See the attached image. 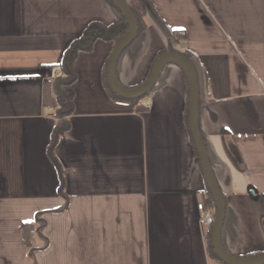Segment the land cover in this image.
<instances>
[{
  "label": "crops",
  "instance_id": "1",
  "mask_svg": "<svg viewBox=\"0 0 264 264\" xmlns=\"http://www.w3.org/2000/svg\"><path fill=\"white\" fill-rule=\"evenodd\" d=\"M121 1L145 26L116 61L118 84L138 87L169 51L186 56L224 204L220 245L264 256V0ZM121 21L106 0H0V264H226L209 254L213 223L196 209L215 217L178 65L164 64L139 112L106 90L115 45L97 39L76 54L72 111L58 114L53 72L64 51L88 23ZM60 121L61 191L48 155Z\"/></svg>",
  "mask_w": 264,
  "mask_h": 264
},
{
  "label": "water",
  "instance_id": "2",
  "mask_svg": "<svg viewBox=\"0 0 264 264\" xmlns=\"http://www.w3.org/2000/svg\"><path fill=\"white\" fill-rule=\"evenodd\" d=\"M114 7L122 14L125 18V24L129 30L127 34L113 47L112 52L107 61V80L112 88L113 92L117 95L126 99L139 98L145 95L155 84V81L166 63H174L178 65L184 72L188 84H189V121H190V132L193 139L194 145L197 149L199 161L201 164L202 171L204 173L208 187L212 193L215 202V220L211 228V245L214 249L215 254L221 261L226 264H264V256L256 258L241 259L236 258L226 253L220 245L219 233L224 217V204L220 194V191L216 185L210 165L207 159L206 150L202 139L200 137L198 129V89L195 76L188 65L187 61L180 55L174 53H166L161 55L155 62L152 71L147 80L140 86L133 89H125L121 87L115 77V66L116 61L121 52L133 41L137 31L136 21L132 15L130 9L121 0H111ZM250 194H254L252 190H249Z\"/></svg>",
  "mask_w": 264,
  "mask_h": 264
},
{
  "label": "trees",
  "instance_id": "3",
  "mask_svg": "<svg viewBox=\"0 0 264 264\" xmlns=\"http://www.w3.org/2000/svg\"><path fill=\"white\" fill-rule=\"evenodd\" d=\"M106 1L113 5L111 0H106ZM131 11H132V14L134 16V19H135L136 25H137V31H136V35H135V37H136L138 35V33L143 29L145 24H144V21H143L141 15L136 14L133 10H131ZM121 20H122L121 21L122 23H118V25H116L115 27H106V26L100 24L99 22L88 23L87 26L85 27L84 31L80 35V37H78L75 41H73L67 47V49L64 51L62 58L60 60V63L58 65V67L62 70L64 75L55 78L56 81H55V88H54L55 94H56L57 106H58V114L60 115V117L67 116L72 111V106H71L72 99H73L72 85L75 81V74L73 71V63H74V59H75L76 54L80 51L90 50L92 44L97 39H101V38L111 40L114 42V45H116L127 34L128 30H129L128 26L125 24V18L122 16V14H121ZM171 35H173V37L176 38L177 32H171ZM169 52L177 53L178 55L186 58V56L182 53L175 52V51H169ZM186 60L188 61L187 58H186ZM106 67H107V62L105 64V72H104V85H105L106 90L117 98L128 100L133 106L136 107V109L139 112H145L148 108H146L145 105L140 103V100L142 98L147 97L149 95L150 91H148L145 95H143L139 98H133V99H126L124 97L117 95L116 93L113 92L112 88L110 87V85L108 83ZM185 78H186V76H185ZM144 82L145 81H143L141 84H143ZM186 83H187L186 117L189 120V84H188L187 78H186ZM140 85H138V86H140ZM66 131H67V123L65 121H60L55 125L54 130H53L52 135H51L49 150H48L49 158H50L51 162L54 164V166L56 167L58 174H59V179H60L59 190L60 191L62 189L63 178H62V173H61L60 167H59L57 160L53 154V149H54V146H55L59 136L62 135ZM188 133H189L191 141L194 145L193 139L191 137L189 124H188ZM194 156H195V162L200 166L199 156H198V152H197L195 145H194ZM207 188H208V190L212 196V193H211L208 186H207ZM212 201H213L212 204L214 205L213 196H212ZM207 249H208L209 254L212 257L219 259V257L215 254L214 249L211 245V233L208 234ZM262 255L263 254H252V255H247L246 258H256V257L262 256Z\"/></svg>",
  "mask_w": 264,
  "mask_h": 264
},
{
  "label": "built area",
  "instance_id": "4",
  "mask_svg": "<svg viewBox=\"0 0 264 264\" xmlns=\"http://www.w3.org/2000/svg\"><path fill=\"white\" fill-rule=\"evenodd\" d=\"M63 75L64 74H63V72L61 70H56V71L53 72V77H58V76H63ZM210 95H211L210 90L206 89L205 98L207 100L210 99V97H211ZM140 103L145 105L146 108H149V106H150V101H148V100H146L144 98H142L140 100ZM196 209H197V212L199 214V217H200V220H201L202 224L211 225L214 222V216H213L210 208L207 207L204 203H202V202L197 203ZM29 233L34 235L35 230L34 229H30Z\"/></svg>",
  "mask_w": 264,
  "mask_h": 264
},
{
  "label": "bare ground",
  "instance_id": "5",
  "mask_svg": "<svg viewBox=\"0 0 264 264\" xmlns=\"http://www.w3.org/2000/svg\"><path fill=\"white\" fill-rule=\"evenodd\" d=\"M215 218V217H214Z\"/></svg>",
  "mask_w": 264,
  "mask_h": 264
}]
</instances>
